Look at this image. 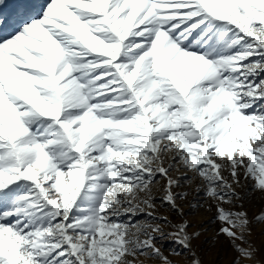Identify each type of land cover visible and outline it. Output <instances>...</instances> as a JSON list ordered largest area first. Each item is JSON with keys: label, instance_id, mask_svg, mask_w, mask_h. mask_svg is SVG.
<instances>
[{"label": "snow or ice", "instance_id": "6c2138e0", "mask_svg": "<svg viewBox=\"0 0 264 264\" xmlns=\"http://www.w3.org/2000/svg\"><path fill=\"white\" fill-rule=\"evenodd\" d=\"M4 6L0 264H264V0Z\"/></svg>", "mask_w": 264, "mask_h": 264}, {"label": "rangeland", "instance_id": "374dc122", "mask_svg": "<svg viewBox=\"0 0 264 264\" xmlns=\"http://www.w3.org/2000/svg\"><path fill=\"white\" fill-rule=\"evenodd\" d=\"M14 0H5L4 11L7 12L10 10L13 5ZM245 187L249 190L250 199L245 201V207L248 208L249 215L258 214L261 208H264V196H261L259 192L251 191V183L245 182ZM191 199V197H189ZM185 212L189 213L186 215V219L195 227L196 225H205L207 231L202 230V235L199 240H194L193 245L200 244L198 249V254L200 255L203 264H230V261L235 256V253L228 246V243L221 238L215 245H211L208 242L201 244V241L205 240V237H211L212 230H214L217 225L208 224V217L212 216L211 212H206L203 209L192 210L190 211L187 202H184ZM163 215H168L169 219L173 222H180L179 218L173 214H169L166 210H162ZM191 230V229H190ZM251 242L261 249L264 252V224H254L252 228ZM167 246L168 241L164 242ZM167 254V253H166ZM176 264H187L184 257H171ZM257 259H261V254L257 253ZM245 264H251V262H245Z\"/></svg>", "mask_w": 264, "mask_h": 264}]
</instances>
